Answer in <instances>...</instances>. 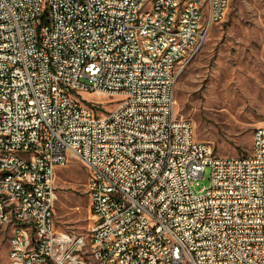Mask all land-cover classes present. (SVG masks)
<instances>
[{"label": "built area", "instance_id": "built-area-1", "mask_svg": "<svg viewBox=\"0 0 264 264\" xmlns=\"http://www.w3.org/2000/svg\"><path fill=\"white\" fill-rule=\"evenodd\" d=\"M228 2L0 0V225L23 222L9 264H264V124L248 154L216 155L174 114L177 66ZM72 159L87 172L85 237L53 223Z\"/></svg>", "mask_w": 264, "mask_h": 264}, {"label": "rangeland", "instance_id": "rangeland-1", "mask_svg": "<svg viewBox=\"0 0 264 264\" xmlns=\"http://www.w3.org/2000/svg\"><path fill=\"white\" fill-rule=\"evenodd\" d=\"M83 96L107 99L93 92ZM174 114L190 120L194 138L210 143L216 155L250 152L252 131L264 124V0H229L223 20L211 26L200 49L178 64ZM209 174L207 167L193 186L195 192L209 185ZM86 181L78 160L56 169L57 232L87 236L93 218ZM11 233V226L0 225V264H9Z\"/></svg>", "mask_w": 264, "mask_h": 264}, {"label": "bare ground", "instance_id": "bare-ground-1", "mask_svg": "<svg viewBox=\"0 0 264 264\" xmlns=\"http://www.w3.org/2000/svg\"><path fill=\"white\" fill-rule=\"evenodd\" d=\"M190 20L195 24H203V15L200 13H190ZM16 209H23V201H16ZM8 226H11L12 233H15V231L23 229V222L20 220H13L12 222H9Z\"/></svg>", "mask_w": 264, "mask_h": 264}]
</instances>
